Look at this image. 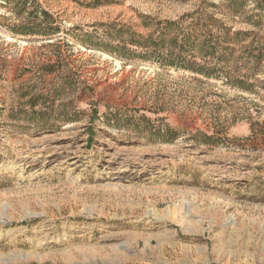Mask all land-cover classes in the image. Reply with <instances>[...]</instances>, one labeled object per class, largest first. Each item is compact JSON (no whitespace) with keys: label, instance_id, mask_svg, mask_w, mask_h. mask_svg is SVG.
I'll use <instances>...</instances> for the list:
<instances>
[{"label":"rangeland","instance_id":"1","mask_svg":"<svg viewBox=\"0 0 264 264\" xmlns=\"http://www.w3.org/2000/svg\"><path fill=\"white\" fill-rule=\"evenodd\" d=\"M0 264H264V0H0Z\"/></svg>","mask_w":264,"mask_h":264}]
</instances>
